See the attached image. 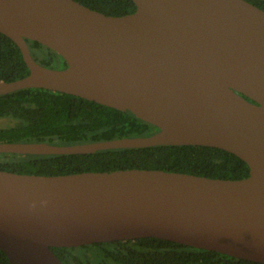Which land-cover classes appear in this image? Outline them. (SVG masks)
I'll use <instances>...</instances> for the list:
<instances>
[{"label": "water", "instance_id": "1", "mask_svg": "<svg viewBox=\"0 0 264 264\" xmlns=\"http://www.w3.org/2000/svg\"><path fill=\"white\" fill-rule=\"evenodd\" d=\"M133 1V12L112 15L77 0H0V32L29 68L0 80V94L70 93L130 110L157 130L73 144L4 141L0 152L208 145L239 156L249 174L0 169V249L11 264H64L52 246L153 236L264 263V9L247 0ZM26 38L66 65L37 62Z\"/></svg>", "mask_w": 264, "mask_h": 264}, {"label": "trees", "instance_id": "2", "mask_svg": "<svg viewBox=\"0 0 264 264\" xmlns=\"http://www.w3.org/2000/svg\"><path fill=\"white\" fill-rule=\"evenodd\" d=\"M77 1L112 15L130 13L136 8L133 0ZM247 1L264 9V0ZM25 40L40 64L66 65L52 48L37 40ZM28 73L19 46L0 32V80H14ZM155 130L156 126L130 110L70 93L25 87L0 94V142L73 144L146 135ZM122 168H159L219 178L249 174L247 163L239 156L208 145L155 144L87 153L0 152V169L23 173L51 175ZM51 248L64 264H264L153 236ZM0 264H11L1 249Z\"/></svg>", "mask_w": 264, "mask_h": 264}, {"label": "rangeland", "instance_id": "3", "mask_svg": "<svg viewBox=\"0 0 264 264\" xmlns=\"http://www.w3.org/2000/svg\"><path fill=\"white\" fill-rule=\"evenodd\" d=\"M57 65H59V66H60V65H61V63H58Z\"/></svg>", "mask_w": 264, "mask_h": 264}]
</instances>
